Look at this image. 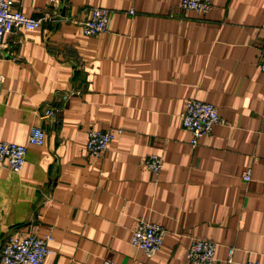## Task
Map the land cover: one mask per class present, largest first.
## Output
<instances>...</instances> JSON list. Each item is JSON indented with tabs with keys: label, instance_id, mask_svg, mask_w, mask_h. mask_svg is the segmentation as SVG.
Returning a JSON list of instances; mask_svg holds the SVG:
<instances>
[{
	"label": "crops",
	"instance_id": "0c3cea01",
	"mask_svg": "<svg viewBox=\"0 0 264 264\" xmlns=\"http://www.w3.org/2000/svg\"><path fill=\"white\" fill-rule=\"evenodd\" d=\"M95 6L111 11L110 29L85 36ZM10 7L51 18L0 44V142L27 149L18 173L0 162V245L50 233L43 264H194L186 251L206 239L212 264H225L229 248L235 264H264V0H211L205 14L180 0ZM188 98L222 120L195 147L179 117ZM47 109L54 115L42 118ZM35 125L40 146L27 142ZM89 128L121 133L96 157ZM150 154L163 161L157 175ZM141 220L166 231L151 256L130 243Z\"/></svg>",
	"mask_w": 264,
	"mask_h": 264
},
{
	"label": "built area",
	"instance_id": "2783aa9c",
	"mask_svg": "<svg viewBox=\"0 0 264 264\" xmlns=\"http://www.w3.org/2000/svg\"><path fill=\"white\" fill-rule=\"evenodd\" d=\"M11 0H0V44L5 34L16 28L33 30L44 20H49L51 16L30 17L22 14L10 7ZM51 8L56 6L59 0H49ZM180 7L185 11H197L205 14L211 9V0H180ZM130 13H133L131 10ZM111 11L108 8L95 6L91 8V17L81 22L82 33L85 36H95L108 32L110 29ZM258 67L264 72V36L259 49ZM3 76L0 75V84ZM54 115L51 109H47L41 115L42 118H50ZM181 125L190 134V144L195 147L197 140L210 133L212 127L222 120L218 115L216 107L208 102L195 98H188L185 101L182 112L179 115ZM116 132L102 131L93 128L87 130V141L85 149L88 154L101 157L106 151L108 144L120 134ZM45 131L39 126H31L27 142L30 145L40 146L45 141ZM26 146L15 142H0V162H6L8 168L18 173L21 171L26 156ZM163 161L157 154H150L145 160L146 168L157 175L162 168ZM245 182L250 181L251 172L245 170L241 174ZM165 229L157 224L141 220L133 230L130 243L142 250L146 255L155 254L161 247ZM53 237L50 233L38 237L29 234L9 235L4 238L0 245V264H43V260L50 253L48 246ZM215 243L206 239H198L190 244L186 251V259L194 264H212L214 261ZM234 248H229L225 264H235ZM102 264H116L113 260H104ZM242 264H259L256 261H246Z\"/></svg>",
	"mask_w": 264,
	"mask_h": 264
}]
</instances>
